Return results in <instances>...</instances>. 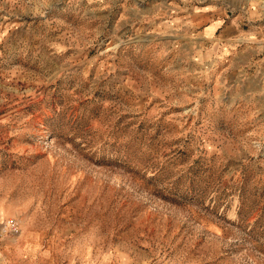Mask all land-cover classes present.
Segmentation results:
<instances>
[{
  "label": "rangeland",
  "instance_id": "1",
  "mask_svg": "<svg viewBox=\"0 0 264 264\" xmlns=\"http://www.w3.org/2000/svg\"><path fill=\"white\" fill-rule=\"evenodd\" d=\"M0 264H264V0H0Z\"/></svg>",
  "mask_w": 264,
  "mask_h": 264
},
{
  "label": "crops",
  "instance_id": "2",
  "mask_svg": "<svg viewBox=\"0 0 264 264\" xmlns=\"http://www.w3.org/2000/svg\"><path fill=\"white\" fill-rule=\"evenodd\" d=\"M206 18L202 19V25H205L202 31V34L206 38H212L216 32H218L217 28H215V20L213 19L214 17L212 16L210 19L209 17L205 16ZM214 26V28H212ZM231 31V26L227 25L223 27V30L221 31L222 38H228L229 37V32Z\"/></svg>",
  "mask_w": 264,
  "mask_h": 264
},
{
  "label": "built area",
  "instance_id": "3",
  "mask_svg": "<svg viewBox=\"0 0 264 264\" xmlns=\"http://www.w3.org/2000/svg\"><path fill=\"white\" fill-rule=\"evenodd\" d=\"M19 228H20L19 222L14 218H10L9 220L5 221L3 224V230L6 233H10L13 235H16L20 232Z\"/></svg>",
  "mask_w": 264,
  "mask_h": 264
}]
</instances>
